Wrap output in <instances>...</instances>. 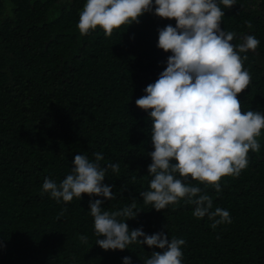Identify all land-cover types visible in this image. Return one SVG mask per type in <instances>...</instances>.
I'll return each mask as SVG.
<instances>
[{"label":"trees","instance_id":"1","mask_svg":"<svg viewBox=\"0 0 264 264\" xmlns=\"http://www.w3.org/2000/svg\"><path fill=\"white\" fill-rule=\"evenodd\" d=\"M85 3L0 0V264H123L126 256L144 264L160 251L135 243L123 251L98 246L89 200L103 197L82 194L65 203L42 194L45 178L59 184L75 155L95 162L94 153L102 154L101 167L119 164V172L108 169L103 181L115 195L104 210L135 202L140 212L125 221L129 229L184 239L182 264H264V129L260 151L249 150L238 177L221 179L220 193L186 181L212 198V210H228L230 224L213 229L184 199L161 211L145 204L139 193L152 179V121L135 101L171 55L157 47L158 29L176 22L145 13L111 37L100 28L82 36L77 24ZM220 6L221 27L236 33L231 43L246 35L260 41L255 51L241 54L248 57L243 67L251 81L237 98L242 112L264 113V0Z\"/></svg>","mask_w":264,"mask_h":264},{"label":"clouds","instance_id":"2","mask_svg":"<svg viewBox=\"0 0 264 264\" xmlns=\"http://www.w3.org/2000/svg\"><path fill=\"white\" fill-rule=\"evenodd\" d=\"M235 4L236 0H86L77 24L82 36L100 28L111 37L114 29L139 23L145 13L175 20V26L158 29L157 47L171 52L167 66L135 101L152 121L154 148L148 153L152 161L147 169L152 177L149 190L139 195L156 211L184 199L195 206L193 216H207L213 229L230 224V212L219 207L212 210V198L186 181L191 178L220 193L221 179L238 177L248 166L249 150L260 151L257 138L264 129V113L242 112L237 98L251 81L243 67L248 57L241 54L255 51L260 41L246 35L242 43H231L236 33L221 27L225 12L220 5L231 8ZM93 155L95 162L86 155H75L71 172L59 184L45 178L42 194L65 203L81 200L82 194L103 197L89 200L98 246L123 251L130 244L147 245L160 251H153L144 264H182L184 239H170L167 231L149 235L142 227L129 229L125 221L140 212L134 211L135 202L119 211L104 210V201L115 199V195L103 181L108 169L119 172V164L101 167L102 154ZM101 236L104 239H99ZM81 239L87 242V237ZM123 264H132V258L123 257Z\"/></svg>","mask_w":264,"mask_h":264}]
</instances>
